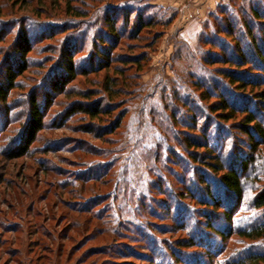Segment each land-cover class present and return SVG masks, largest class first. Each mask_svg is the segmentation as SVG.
<instances>
[{
	"label": "rangeland",
	"instance_id": "rangeland-1",
	"mask_svg": "<svg viewBox=\"0 0 264 264\" xmlns=\"http://www.w3.org/2000/svg\"><path fill=\"white\" fill-rule=\"evenodd\" d=\"M254 8L264 15V0H0V81L18 29L32 46L29 70L0 103V264H248L245 252L264 238L236 229L250 222L254 192L238 203L211 183L205 205V170L179 143L198 134L189 121L240 135L210 111L213 97L194 95L224 80L221 69H237L213 57L248 48L247 23L264 42ZM106 18L117 20V37ZM139 18L153 25L134 38ZM226 19L237 42L217 32ZM87 91L109 112L77 110ZM34 100L40 119L26 122ZM202 109L207 119H190Z\"/></svg>",
	"mask_w": 264,
	"mask_h": 264
},
{
	"label": "trees",
	"instance_id": "trees-1",
	"mask_svg": "<svg viewBox=\"0 0 264 264\" xmlns=\"http://www.w3.org/2000/svg\"><path fill=\"white\" fill-rule=\"evenodd\" d=\"M8 1L18 2L19 0ZM253 14L257 19L263 20L260 25L264 35V15L255 8ZM116 23L117 20L112 19L109 22L106 18V24L109 25L108 32L114 38L119 35ZM152 25L151 18H139L134 31L130 35L137 38L143 28L151 27ZM216 25L218 26V33H223L233 38L234 41H238L237 37H233L236 23L232 19H229V21L226 19L225 26L222 25L220 27L221 24L219 23H216ZM245 28L250 44L248 48L244 50V47H239V44L235 42V52L226 54L220 51L219 54L213 57L215 63L235 66L237 69H221L219 75L224 80L215 81V88L206 87L203 89L204 92L194 95L195 98L199 97L202 100H208L213 97L215 101L209 105L210 111L216 114L219 122H231L230 127L237 130L240 135L235 137L224 125H219L216 129L209 131L208 129L212 126L213 121L210 123L206 122L207 126L205 125L203 128H200L195 121H189V125L184 126L192 133L197 132L198 134L196 136L194 134L185 136L181 139L179 146L190 160L200 163L205 170L206 174L199 177V185L203 186L201 188L203 191H201L205 193L199 200H203L205 205L208 204L209 200L211 202L215 198L211 183L214 185L218 184L223 190H221L222 193H230V196L237 198V202L242 199L247 189L254 192L248 206L251 212L250 222L245 223L236 231L243 238L258 240L264 238V42L259 43L257 41L256 33L253 31L251 24L247 23ZM16 34L20 35V37L16 38L18 40L14 39L11 41L9 53L6 55L3 53L5 58L2 55L4 70L2 73L3 78L0 81V103L2 102L3 104H5L4 102L7 100L10 90L15 87L16 77L28 71L30 66L26 56L32 50V46H30L28 41L31 37L22 28L18 29ZM4 38L5 36L1 34V43H4ZM103 46L99 48L98 54L103 57V60H106L105 62H108L111 57L110 51L104 50L107 45ZM112 46L113 42L109 43L108 47L111 48ZM220 49L224 51L223 48ZM247 52H249L250 56L246 54ZM136 61L134 59L131 62L134 63ZM67 62L69 75L72 79L74 78V75L70 73L73 71L72 61L67 59ZM108 64L103 65V68L108 67ZM245 66L249 68L241 69ZM252 69L258 70L263 75L253 77ZM230 85L235 90L229 89ZM250 87L257 88L251 97L246 95L247 93L245 92ZM81 96L83 99L77 102V110L88 115L90 119H95L104 114V112H109L106 111L107 108L101 105L100 102L90 100L88 91ZM34 102L35 100L31 103V113L29 112L26 115L27 117H25L26 122L28 119H34V121L40 119L39 105ZM188 114L192 115L190 119L194 118L196 120L198 117L207 119L203 109L194 113L189 112ZM166 132L168 130H165ZM212 135L217 143L214 142ZM28 143H31V141L27 142V145ZM232 147L233 149H231ZM207 173L219 174L218 179L206 176ZM229 212L223 213L228 216ZM95 222L93 231L98 230V235L103 221L95 217ZM183 228L185 229V227ZM246 258L248 264H264V245H261L258 250L253 248L248 252L246 251Z\"/></svg>",
	"mask_w": 264,
	"mask_h": 264
}]
</instances>
